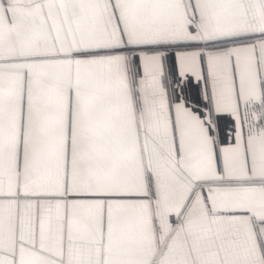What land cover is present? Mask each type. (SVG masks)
Here are the masks:
<instances>
[{
  "label": "snow or ice",
  "instance_id": "snow-or-ice-1",
  "mask_svg": "<svg viewBox=\"0 0 264 264\" xmlns=\"http://www.w3.org/2000/svg\"><path fill=\"white\" fill-rule=\"evenodd\" d=\"M0 264H264V0H0Z\"/></svg>",
  "mask_w": 264,
  "mask_h": 264
}]
</instances>
